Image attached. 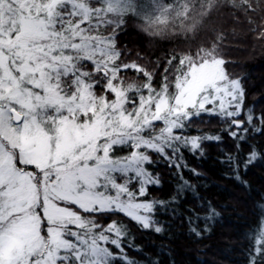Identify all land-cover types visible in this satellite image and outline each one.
<instances>
[{
  "label": "snow or ice",
  "instance_id": "1",
  "mask_svg": "<svg viewBox=\"0 0 264 264\" xmlns=\"http://www.w3.org/2000/svg\"><path fill=\"white\" fill-rule=\"evenodd\" d=\"M216 2L201 0L197 8L196 0H152L149 6L137 0H0V264H136L124 247L129 225L118 218L98 221L122 215L141 230L164 231L157 211L194 191L182 175L188 167L183 150L203 155L205 140L222 139L190 135L194 120L216 117L238 141L250 129L264 132V114L249 111L247 127L238 119L243 83L227 72L215 43L180 54L178 62L175 55L168 59L159 88L153 72L120 62L117 40L128 14L142 17L151 35L163 34L173 19L195 33L193 14L205 15ZM231 7L255 23L252 14L264 11V0H231ZM190 18L194 23L184 25ZM257 34L264 38V27ZM129 69L144 82H126L122 73ZM260 157L252 147L243 167ZM160 160L182 181L168 201L147 199L150 186L161 184L152 170ZM226 162L234 171L241 166L238 155ZM190 211V231L202 235L195 226L200 220L210 231L215 209L209 205L203 217ZM248 256L249 264H264V229Z\"/></svg>",
  "mask_w": 264,
  "mask_h": 264
},
{
  "label": "trees",
  "instance_id": "2",
  "mask_svg": "<svg viewBox=\"0 0 264 264\" xmlns=\"http://www.w3.org/2000/svg\"><path fill=\"white\" fill-rule=\"evenodd\" d=\"M149 2L137 0L144 6L151 5ZM200 3L201 0H196L197 8ZM205 12L203 16L193 14L198 21L195 33H185L181 19H173L161 35L149 34L144 30L142 17L128 14L118 34L117 45L123 53L120 62L135 61L153 72V84L159 88L168 59L175 55L178 62L180 54L195 53L200 47L211 48L215 43L217 54L226 61L227 72L242 80L245 106L238 119L245 120L247 127L249 111L254 117L264 114V38L257 34L264 27V11L252 14L255 23H249L248 17L231 7V0H217L216 6L206 8ZM193 23L191 18L183 20L184 25ZM159 27L164 28L163 25ZM122 75L129 83L144 82L143 76L131 69ZM256 125L259 126L258 119ZM226 127L224 121L204 116L196 118L188 129L190 135L219 134L222 139L205 140L203 155L183 150L188 167L182 168V175L194 191H186L175 206L170 205L169 210L157 211L156 218L164 226L163 232L141 230L122 215L98 221L107 225L110 220L118 218L129 225L130 235L125 239L124 247L136 264H249V249L254 245L255 236L264 229V210L260 207L264 205V132L256 133L250 129L246 139L238 141L228 135ZM237 143L241 145L239 150ZM252 147L261 157L245 169L243 162ZM228 155L239 156L241 166L236 171L226 162ZM153 156L155 158V154ZM191 169L199 175L193 174ZM152 170L159 174L161 184L150 186L147 199L170 200L176 185L182 183L176 169L160 160ZM237 172L239 180L236 179ZM209 205L218 215L208 222L210 231H204L203 220L195 223L202 232L197 237L190 231L187 217L193 214L192 209L203 217ZM129 243L134 246L129 247ZM112 250L118 252L115 248ZM117 264H123V261H117Z\"/></svg>",
  "mask_w": 264,
  "mask_h": 264
},
{
  "label": "rangeland",
  "instance_id": "3",
  "mask_svg": "<svg viewBox=\"0 0 264 264\" xmlns=\"http://www.w3.org/2000/svg\"><path fill=\"white\" fill-rule=\"evenodd\" d=\"M151 3H152V0H149ZM96 2H98V0H92V3L94 4V3H96ZM149 2V3H150ZM174 2V0H169V2L168 3H173Z\"/></svg>",
  "mask_w": 264,
  "mask_h": 264
}]
</instances>
